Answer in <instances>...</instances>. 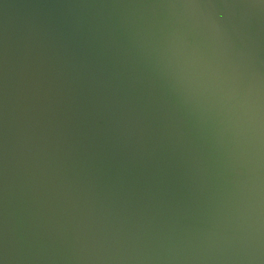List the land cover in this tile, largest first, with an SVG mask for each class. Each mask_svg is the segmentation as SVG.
<instances>
[{"label": "water", "instance_id": "95a60500", "mask_svg": "<svg viewBox=\"0 0 264 264\" xmlns=\"http://www.w3.org/2000/svg\"><path fill=\"white\" fill-rule=\"evenodd\" d=\"M0 264H264V0H0Z\"/></svg>", "mask_w": 264, "mask_h": 264}]
</instances>
